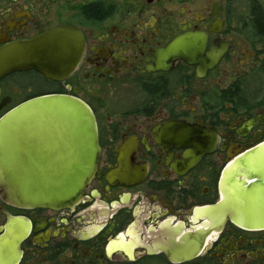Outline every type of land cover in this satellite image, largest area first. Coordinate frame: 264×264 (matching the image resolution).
<instances>
[{"label":"flooded vegetation","instance_id":"1","mask_svg":"<svg viewBox=\"0 0 264 264\" xmlns=\"http://www.w3.org/2000/svg\"><path fill=\"white\" fill-rule=\"evenodd\" d=\"M63 29L67 73L3 77L0 119L85 102L98 171L73 208L0 194V264H264V229L212 210L229 163L264 144V0H0V49Z\"/></svg>","mask_w":264,"mask_h":264},{"label":"water","instance_id":"2","mask_svg":"<svg viewBox=\"0 0 264 264\" xmlns=\"http://www.w3.org/2000/svg\"><path fill=\"white\" fill-rule=\"evenodd\" d=\"M78 41L77 32L63 29L7 45L0 49V80L27 69L61 78L72 65L65 62V52ZM99 161L95 116L75 97H35L0 119V194L14 206L75 207L96 176ZM224 186L223 198L212 210H224V217L240 227L263 230L264 144L229 163ZM231 196L237 197L233 203Z\"/></svg>","mask_w":264,"mask_h":264},{"label":"rangeland","instance_id":"3","mask_svg":"<svg viewBox=\"0 0 264 264\" xmlns=\"http://www.w3.org/2000/svg\"><path fill=\"white\" fill-rule=\"evenodd\" d=\"M232 186V184L230 185V187ZM230 190L231 191H233L234 190V188H233V186L230 188ZM232 197V196H231ZM237 197H232V199H231V203H233V201L236 199ZM230 203V204H231Z\"/></svg>","mask_w":264,"mask_h":264}]
</instances>
